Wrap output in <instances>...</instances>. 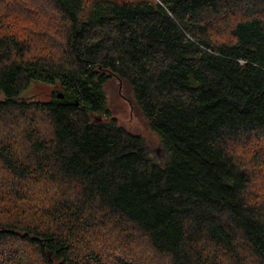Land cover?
I'll return each mask as SVG.
<instances>
[{
    "label": "trees",
    "instance_id": "1",
    "mask_svg": "<svg viewBox=\"0 0 264 264\" xmlns=\"http://www.w3.org/2000/svg\"><path fill=\"white\" fill-rule=\"evenodd\" d=\"M0 122V264H264V0H0Z\"/></svg>",
    "mask_w": 264,
    "mask_h": 264
},
{
    "label": "rangeland",
    "instance_id": "2",
    "mask_svg": "<svg viewBox=\"0 0 264 264\" xmlns=\"http://www.w3.org/2000/svg\"><path fill=\"white\" fill-rule=\"evenodd\" d=\"M36 1L39 3L42 2V0ZM18 4L20 5L16 7L18 10L24 7L21 3ZM33 8L31 9L33 10ZM31 9L29 10V15L31 14ZM51 89H53L51 85L31 82L30 85L21 92L20 96L25 99L35 98V100L40 101L48 100V98H51ZM104 91L106 94V107L110 111V114L115 117L117 122L128 131L141 135L144 138L146 149L149 155L153 159L161 160L165 155L163 147L158 139V136L148 128L145 119L136 107L131 88L125 83V81L114 75H111V77L105 83ZM9 127H11V125L7 124L6 126L5 123L0 122V135H3ZM262 142L256 145L264 149V143ZM244 154L246 156H250V154L247 152H244ZM260 163L263 165L260 170L264 171V159L261 160ZM257 190L264 191V182H259L257 184ZM122 252L125 251L122 250Z\"/></svg>",
    "mask_w": 264,
    "mask_h": 264
},
{
    "label": "water",
    "instance_id": "3",
    "mask_svg": "<svg viewBox=\"0 0 264 264\" xmlns=\"http://www.w3.org/2000/svg\"><path fill=\"white\" fill-rule=\"evenodd\" d=\"M61 96H62V94H57V97H59V98H60Z\"/></svg>",
    "mask_w": 264,
    "mask_h": 264
}]
</instances>
